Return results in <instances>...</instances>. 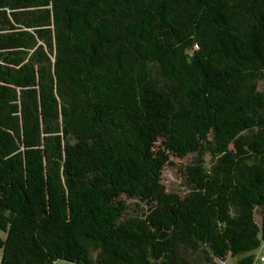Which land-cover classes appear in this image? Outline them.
<instances>
[{
  "label": "trees",
  "instance_id": "1",
  "mask_svg": "<svg viewBox=\"0 0 264 264\" xmlns=\"http://www.w3.org/2000/svg\"><path fill=\"white\" fill-rule=\"evenodd\" d=\"M261 80L264 0H0V264H251Z\"/></svg>",
  "mask_w": 264,
  "mask_h": 264
},
{
  "label": "rangeland",
  "instance_id": "2",
  "mask_svg": "<svg viewBox=\"0 0 264 264\" xmlns=\"http://www.w3.org/2000/svg\"><path fill=\"white\" fill-rule=\"evenodd\" d=\"M259 88L264 90V80H261L259 82ZM157 146H159L160 149H164L160 140L157 141ZM169 159H170V163L166 164L161 172L162 183L164 184L165 189L167 191L176 192L180 195H183L186 191L189 190V183L185 175V167L186 165H189L195 161L196 155L193 153H189L186 156L179 157L171 153L169 154ZM124 200L128 205V212L131 214H135L133 213V210L139 209L137 203L142 204L135 199H130L127 197H124ZM254 219L260 225L261 216L259 214V211H255ZM251 254L253 257L251 264H264V262H261L259 260V257L261 255H264V243L257 249L253 250ZM244 255L245 254H240L235 257L231 255H227L225 259L222 260V262L218 260L215 261L214 263L207 262L202 253L190 252L188 254V258L190 259L191 264H235V262ZM54 264H72V263L64 260H58Z\"/></svg>",
  "mask_w": 264,
  "mask_h": 264
},
{
  "label": "built area",
  "instance_id": "3",
  "mask_svg": "<svg viewBox=\"0 0 264 264\" xmlns=\"http://www.w3.org/2000/svg\"><path fill=\"white\" fill-rule=\"evenodd\" d=\"M260 260L263 261V260H264V256H261V257H260Z\"/></svg>",
  "mask_w": 264,
  "mask_h": 264
}]
</instances>
